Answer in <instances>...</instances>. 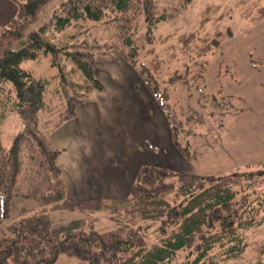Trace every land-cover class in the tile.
Masks as SVG:
<instances>
[{"label": "trees", "instance_id": "1", "mask_svg": "<svg viewBox=\"0 0 264 264\" xmlns=\"http://www.w3.org/2000/svg\"><path fill=\"white\" fill-rule=\"evenodd\" d=\"M193 1L176 0L171 11L162 10L159 0H26L18 4L16 17L7 31L0 32V118L17 112L24 124L10 148L3 146L0 137V264H57L60 254L75 256L80 264H236L246 260L249 251L251 264H264V241L249 239L250 232L264 225V164L208 176L143 165L128 196L72 201L57 164L62 151L51 142L52 133L76 117L90 93L105 90L96 76L98 57L116 51L138 71L166 117L172 145L189 162L191 138L204 126L205 117L200 112L184 116L170 104L168 90L162 89L153 72L161 67L154 49L147 51L152 55L148 64L138 59L144 44L153 43L157 27ZM42 13L48 20L40 19ZM142 19L146 37L139 35ZM263 21L264 6L254 19ZM102 26L115 30L112 42L88 37ZM228 35L232 38L231 32ZM178 41L183 53H194L198 59L220 47L216 38L198 45L195 33L181 35ZM41 54L50 55L52 66L58 68L65 101L63 112L43 122L40 115L52 112L45 103L47 82L22 69L23 62L37 60ZM68 63L72 68L67 70ZM202 73L187 69L167 83L174 90L189 85L204 92ZM210 98L220 111H226L228 100L222 93ZM33 195L41 197V210L24 209L21 218L7 224L12 200ZM49 210L104 211L117 228L105 233L86 230L83 220L53 226Z\"/></svg>", "mask_w": 264, "mask_h": 264}, {"label": "crops", "instance_id": "2", "mask_svg": "<svg viewBox=\"0 0 264 264\" xmlns=\"http://www.w3.org/2000/svg\"><path fill=\"white\" fill-rule=\"evenodd\" d=\"M22 1L26 0H0V27L13 21ZM207 75L206 70L203 72L204 92L189 85L174 90L175 103L184 115L205 111L219 124L217 132L208 139L192 138V157L187 162L172 145L167 120L166 133L164 125L156 124L154 109L152 112L145 96L140 95V90L147 89L138 71L116 51L99 56L96 76L105 90L90 93L87 101L78 107L76 117L51 135L53 146L62 151L57 164L68 199L126 197L143 165L218 175L238 166L263 164L264 69L251 68L247 59L236 68H231L227 62L220 63L215 72V85L208 83ZM218 93L228 100L225 112H220L210 98ZM232 122L241 127L232 130L229 126ZM110 137L115 141L113 151H109L104 142ZM158 147L159 156L164 157L160 162L152 157L157 156L154 149ZM109 156L118 159L114 162ZM211 164L220 167L212 169Z\"/></svg>", "mask_w": 264, "mask_h": 264}, {"label": "rangeland", "instance_id": "3", "mask_svg": "<svg viewBox=\"0 0 264 264\" xmlns=\"http://www.w3.org/2000/svg\"><path fill=\"white\" fill-rule=\"evenodd\" d=\"M53 1L56 3L57 0ZM175 1L176 0H159V4L162 10L166 9L171 11L176 8ZM171 2H173V5H169ZM262 6H264V0H194L186 10H181L182 12L173 20L162 23L157 27L154 31L155 38L153 43L144 44L145 48L143 49L138 61L139 63L148 64V62L152 59V55H148L147 51L149 49H154L161 60V67L158 72H153L155 73L158 81H160L162 89L168 90L170 104L184 115L181 107L175 103V93L172 85L167 83L172 75L176 73H184L187 69H189L192 73H200L207 70L208 75L206 78L208 83L215 85V72L218 65L222 62H227L231 65V68H236L242 60L250 59L251 68L264 69V21L261 23L254 22V19H257L258 17V9ZM206 10H208V13L204 14ZM48 18L47 14L40 16L41 20H48ZM204 19L206 22L203 25ZM7 28L8 26L0 27V32L3 30L7 31ZM146 30V24L142 19L139 22V35L146 37ZM230 32L232 34V38L228 35ZM191 33H195L197 35L196 43L198 45H203V40L205 39L216 38L220 39V47L217 50H214V52L208 53L199 59L195 57L194 53L185 54L182 52V45L179 43L178 38L181 35ZM95 34L96 35L90 34L88 37L90 39L93 36L100 38L103 43L104 41L112 42V40L116 37L115 30L106 26L97 28L95 30ZM173 55L174 58L171 59ZM66 67L68 70L72 68V65L68 63ZM202 67L205 69H202ZM22 69L32 74L36 79H41L47 82L45 103L47 108L52 112L49 114L43 112L40 115V119L41 122L47 119L54 120L56 116L63 112L65 101L60 95L59 71L57 67L52 66L51 56L41 54L37 60L25 61L22 63ZM9 87L11 88L10 84ZM177 89H175V91ZM141 94L145 96V100L148 102L146 105H148L149 109H151L152 112L154 109L156 113V124H159L160 126L164 125L165 132L167 133L168 127L163 112L160 110L155 101L152 102V96L147 90H144L143 88V90H140V95ZM148 94L150 96H147ZM200 113L204 115L205 123L203 127L196 129L197 136L192 138L208 139L212 133L215 131L217 132L219 124L211 117V114H207L205 111ZM229 126L234 131H236L235 127H241V125L237 122H232ZM23 130L24 124L17 112H8L4 120L0 118V137L5 148H10L16 136ZM159 133L162 134V130H160ZM106 139L104 142H106L108 150L113 151L115 148V141H113L111 137L108 138V140ZM159 150V147L154 149L157 156H152L156 162H160L164 159L163 156H159L161 153ZM167 153V150L163 151L164 155ZM109 157L110 160L114 162L115 159H118L115 156ZM211 165L212 169L220 167L215 164ZM246 166H238L231 171L218 175L228 174L236 169H242ZM208 175L209 174H205V176ZM41 208L42 199L39 195L29 197L17 196L12 200L10 220L7 224L21 218L24 209L29 211H38L41 210ZM47 214L49 215L53 226H62L73 221L83 220L86 224V230H95L99 233H105L113 231L117 228L115 221L110 218L107 212L104 211L87 214L77 211L49 210L47 211ZM249 239L250 241L256 243L263 242L264 225L259 230L250 232ZM252 257L253 253L249 251L247 259L241 262L239 261L236 264H251ZM80 263L81 260L79 258L66 254H60L57 259V264Z\"/></svg>", "mask_w": 264, "mask_h": 264}]
</instances>
